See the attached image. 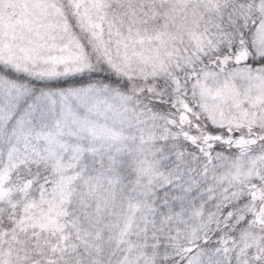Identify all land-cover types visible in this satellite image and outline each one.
Here are the masks:
<instances>
[{
	"label": "snow or ice",
	"instance_id": "6c2138e0",
	"mask_svg": "<svg viewBox=\"0 0 264 264\" xmlns=\"http://www.w3.org/2000/svg\"><path fill=\"white\" fill-rule=\"evenodd\" d=\"M0 264H264V0H0Z\"/></svg>",
	"mask_w": 264,
	"mask_h": 264
}]
</instances>
